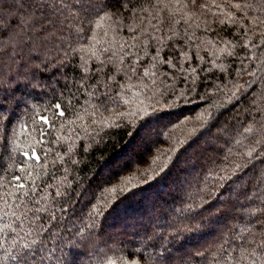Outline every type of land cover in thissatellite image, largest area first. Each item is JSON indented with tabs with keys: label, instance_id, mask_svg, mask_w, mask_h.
I'll use <instances>...</instances> for the list:
<instances>
[{
	"label": "trees",
	"instance_id": "trees-1",
	"mask_svg": "<svg viewBox=\"0 0 264 264\" xmlns=\"http://www.w3.org/2000/svg\"><path fill=\"white\" fill-rule=\"evenodd\" d=\"M96 2L79 26L37 14L53 31L31 48L0 44V214L18 202L20 176L32 189L20 199L47 206L49 264H69L71 248L76 264H253L264 189L235 199L231 181L213 177L249 149L246 167H264V72L253 76L260 61L249 59L264 47L253 22L264 10L257 0ZM12 8L4 0L0 14L24 11ZM144 109L163 119L141 130ZM207 127L223 147L202 141Z\"/></svg>",
	"mask_w": 264,
	"mask_h": 264
},
{
	"label": "snow or ice",
	"instance_id": "snow-or-ice-1",
	"mask_svg": "<svg viewBox=\"0 0 264 264\" xmlns=\"http://www.w3.org/2000/svg\"><path fill=\"white\" fill-rule=\"evenodd\" d=\"M4 0H0L2 4ZM195 3V0H192ZM13 8L10 11H15L17 9H23L24 11L20 15L13 16L8 19L5 15L0 14V44L5 40H12L11 49L16 51L18 48L27 46L32 47L31 41L33 39H40L41 36H37L36 33L42 31L43 37H48L52 33L53 29L46 27L44 24H36L37 14L39 17H47L49 15L59 16L61 22L65 19L69 20V27L79 26L83 24L86 20L91 18V15L95 13L98 4L96 0H12ZM250 4H245V8L250 7ZM237 9L240 5H236ZM257 8L259 10H264V0H257ZM28 9H32L28 12ZM59 9V12H57ZM253 22L256 27L264 25V18L254 17ZM78 30V29H77ZM23 34V38H20V34ZM31 33L32 35H29ZM247 35V33H245ZM260 35L264 37V32ZM261 43H264L262 41ZM249 59L259 60L260 63L254 66V70L251 72L253 76L256 75V69L264 72V47H261L259 55L249 57ZM147 75V73H145ZM59 107V106H57ZM147 116L145 118L144 124L141 126V130L148 128L151 124L163 119L161 116H154L152 113H147V109L143 110ZM59 115L63 116L64 113L60 112ZM44 124H48L49 121L44 119ZM195 130H193L194 132ZM183 143V141H180ZM28 159H34L36 161L40 160V156L36 154L29 155L24 154ZM248 159L243 162H237L229 165L228 168H221L213 177V179L223 186V182L231 181L228 184V190H241V194L244 196H251L252 190L259 185L261 189H264V167L260 165H255L252 167H246L252 162L253 150L249 149L245 153ZM264 153H258L257 158H259ZM257 168H260L258 174H256ZM23 171V168L20 169ZM15 187L17 189V203L12 206L13 211L11 213L3 212L0 214V221L5 220V216H11L3 224H0V253H4L10 256L12 261L16 264H49L52 250L48 249L44 243H41V236L46 231L43 223H40V213L47 210L46 205H41L35 207L34 210L29 207V205L38 204V200H21V197L29 196L32 191L31 188H26L25 182L22 181L20 176L15 177ZM228 193L225 192L224 195ZM19 210V212H17ZM31 211L32 215L29 216L28 212ZM47 219V217L45 218ZM15 223V227H13ZM25 224L28 225L25 228ZM5 228L11 231V242L9 247H4V241L8 237L3 235ZM52 236V233H48V236H44L43 239L47 240ZM256 248L259 251L248 252L247 255L253 259V264H264V245H257ZM12 249H15V255H13ZM63 245H61V250ZM69 259V264H76L79 256L82 253L78 252L75 248H71L65 254ZM5 257V258H6ZM59 259V257H57ZM0 264H3V259L0 258Z\"/></svg>",
	"mask_w": 264,
	"mask_h": 264
},
{
	"label": "rangeland",
	"instance_id": "rangeland-1",
	"mask_svg": "<svg viewBox=\"0 0 264 264\" xmlns=\"http://www.w3.org/2000/svg\"><path fill=\"white\" fill-rule=\"evenodd\" d=\"M210 131H211V129H210V127H207V129H206V131H205V136H204V138H203V142H208V143H210L214 148H221V147H223V146H221L218 142H216V143H214L212 140H211V138H210V135H212V137H214L216 134V132H217V130H214L213 131V133H210ZM163 131L162 130H159V132H158V136H160V135H162L163 133H162ZM187 154H189V153H187ZM189 155H191V154H189ZM192 156V155H191ZM189 176H190V179L191 178H194V174H189ZM239 192H240V190H236V195H234V198L235 199H239L238 198V195H239ZM246 198V197H245ZM234 199V200H235ZM251 200V199H250ZM183 205L184 204H182V205H180V207H178V209L176 208V214H179V211L180 210H183ZM173 209H175V207L173 206ZM169 218L171 219V217L169 216Z\"/></svg>",
	"mask_w": 264,
	"mask_h": 264
}]
</instances>
